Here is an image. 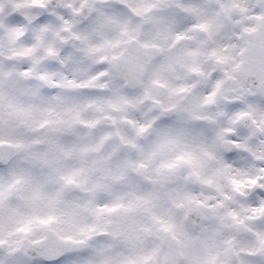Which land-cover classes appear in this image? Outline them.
Masks as SVG:
<instances>
[{"label": "clouds", "instance_id": "1", "mask_svg": "<svg viewBox=\"0 0 264 264\" xmlns=\"http://www.w3.org/2000/svg\"><path fill=\"white\" fill-rule=\"evenodd\" d=\"M0 264H264V0H0Z\"/></svg>", "mask_w": 264, "mask_h": 264}]
</instances>
